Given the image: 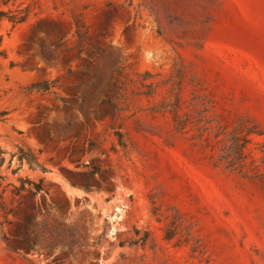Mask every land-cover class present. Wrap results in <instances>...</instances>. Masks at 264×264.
Segmentation results:
<instances>
[{
    "label": "rangeland",
    "instance_id": "rangeland-1",
    "mask_svg": "<svg viewBox=\"0 0 264 264\" xmlns=\"http://www.w3.org/2000/svg\"><path fill=\"white\" fill-rule=\"evenodd\" d=\"M0 11V264H264V0ZM175 93L196 116L183 131L157 109ZM235 128L255 132L243 170L215 137Z\"/></svg>",
    "mask_w": 264,
    "mask_h": 264
},
{
    "label": "trees",
    "instance_id": "trees-1",
    "mask_svg": "<svg viewBox=\"0 0 264 264\" xmlns=\"http://www.w3.org/2000/svg\"><path fill=\"white\" fill-rule=\"evenodd\" d=\"M22 13V12H20ZM5 15V12L0 11V17ZM28 14H14L10 15L9 18L14 22H23L27 19ZM75 36H76V43L77 47H79L77 57H80L82 52L85 49V46L88 44V41L91 40V36L88 34V31L84 27L82 23L79 21L75 22ZM71 71V69H69ZM175 86L173 87V91L175 90L176 86L180 87L181 80L175 81ZM152 85V84H150ZM50 83H38L34 84L32 87L37 88L38 90H48L50 88ZM123 86L119 85L115 86V88L111 89L110 93L112 96L107 99V103L110 105V109L112 111L113 118L116 117V111L119 109L118 102L123 98ZM164 111H168L172 114V119L174 121L175 127L179 131H183L189 123L194 121V113L192 110H183L182 107V97L177 93L174 94L173 97H169L165 99L159 108ZM202 118L198 119L200 122ZM201 128V127H200ZM204 129H208V127H203ZM240 129H233L232 131H226L224 129L218 130L215 134L217 137L218 142L221 144V154L220 160H225L228 163V166L232 169H245L247 165V154L245 153L247 143L250 142L249 135L253 132V130L248 129L246 132H243ZM116 134L120 137V141L122 142V134L121 132H116ZM1 151V150H0ZM2 152V151H1ZM264 152V150H263ZM19 160L20 161H27L31 167H41L43 170H46L42 167L39 163L37 156L31 151H25L24 148L19 149ZM256 168V166H255ZM36 187V191L40 192L42 190L40 184H34ZM25 186L23 185L21 189H24ZM39 237V236H38ZM171 236H167L170 238ZM37 245H39V249L49 248L52 249L54 246H50L45 244L40 238L36 240Z\"/></svg>",
    "mask_w": 264,
    "mask_h": 264
}]
</instances>
